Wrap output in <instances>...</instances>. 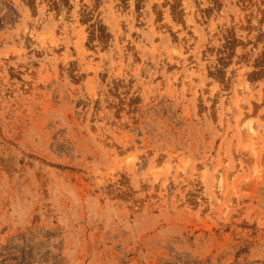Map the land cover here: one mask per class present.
I'll use <instances>...</instances> for the list:
<instances>
[{
    "label": "rangeland",
    "instance_id": "374dc122",
    "mask_svg": "<svg viewBox=\"0 0 264 264\" xmlns=\"http://www.w3.org/2000/svg\"><path fill=\"white\" fill-rule=\"evenodd\" d=\"M0 264H264V0H0Z\"/></svg>",
    "mask_w": 264,
    "mask_h": 264
},
{
    "label": "bare ground",
    "instance_id": "6f19581e",
    "mask_svg": "<svg viewBox=\"0 0 264 264\" xmlns=\"http://www.w3.org/2000/svg\"><path fill=\"white\" fill-rule=\"evenodd\" d=\"M241 129H242V133L243 135H247L250 134L253 130V127L251 126V124L247 121H244L241 123ZM254 134V132H253ZM249 137H252V135L250 134ZM219 184L216 186L217 188H220V182H218Z\"/></svg>",
    "mask_w": 264,
    "mask_h": 264
}]
</instances>
